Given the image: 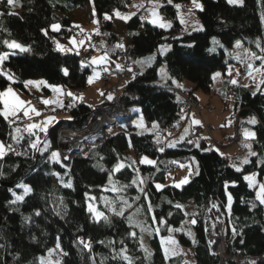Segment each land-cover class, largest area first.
<instances>
[{"label":"trees","instance_id":"trees-1","mask_svg":"<svg viewBox=\"0 0 264 264\" xmlns=\"http://www.w3.org/2000/svg\"><path fill=\"white\" fill-rule=\"evenodd\" d=\"M159 1L160 13L171 23L168 29L138 14L125 28L126 52L139 72L125 83L121 101L128 108L140 107L147 129L141 132L134 125L116 130L97 147L74 155L59 174L64 194L56 190L53 160L59 130L82 128L111 101L104 99L98 105L77 102L67 107L75 103L68 91L87 86L91 66L76 52L59 50L57 41L68 40L78 28L71 15L90 6L104 22L103 51L114 62L123 50L113 30L115 12L128 9L132 0L0 3V55L7 56L0 63V93L10 84L9 77L23 90L25 81L42 78L62 87L68 112L41 139L33 130L11 125L0 115V142L6 146L0 158V264H180L182 255L165 258L162 240L172 234L184 249L192 251L194 264H220L210 253L205 233L204 210L212 200L225 215L228 253L249 264H261L264 205L256 199V187L250 188L244 177L254 174L258 180L264 179V91L254 92L228 78L222 82L220 96L233 95L235 100L237 134L239 117L256 121L249 125L255 134L251 137L255 155L246 164L242 161L237 171L228 154L217 146H210L203 137L192 139L193 123L188 120L179 125L181 98L171 88L190 82L194 89L209 91L212 73H226L233 61L226 47L241 39L256 48L255 41L264 30V0H243L242 6L228 0H199V30L186 29L178 19L177 6L193 0ZM53 22L60 28L54 30ZM213 37L222 46L213 49ZM13 41L27 50L9 48ZM164 44L170 48L161 53ZM150 54H155L151 65L146 62ZM161 64L168 73L162 84L156 82ZM186 90L196 99L192 89ZM42 92L51 94L45 86ZM9 145L15 148L9 150ZM143 156L153 164L141 163ZM187 161L195 162L196 172L181 186L168 184V175ZM118 165L122 167L117 169ZM157 185H161L159 189ZM23 186L31 191L25 193ZM17 196L23 199L17 200ZM89 201L102 214L99 218L88 209ZM72 207L79 213L77 225L60 229L57 219L65 220Z\"/></svg>","mask_w":264,"mask_h":264},{"label":"rangeland","instance_id":"rangeland-1","mask_svg":"<svg viewBox=\"0 0 264 264\" xmlns=\"http://www.w3.org/2000/svg\"><path fill=\"white\" fill-rule=\"evenodd\" d=\"M145 2L146 0H132V3L128 7V9L117 10L115 12V16L113 19L114 20L113 30L118 35L117 43L120 42V44H122L121 38L126 39V37L128 36L125 29L127 24L126 22L135 14H138L140 17L146 18L149 21H152L153 19H157L158 23L156 25H158L159 23H164L165 25H167L166 27H163L165 29H168L171 26L170 21L167 18H165L159 11V4H160L159 0H154L147 5L145 4ZM196 3L201 5L199 0H196ZM187 5L188 7L186 9H183L182 5L178 6L177 9L178 19L186 29L188 28H191L193 30L201 29L202 25L198 18V14H197L198 9L196 8V5L193 3V1H191ZM153 11L157 13L156 17H153L151 15ZM117 12H119L121 16L129 17V19L124 20L119 18L116 15ZM91 14H92V20H91ZM71 20L72 22L74 21L75 23H79L77 25L78 27L77 31L86 32L89 39L87 40L85 39L79 42L78 39L76 38V35L71 34L68 40L57 41V47L59 50L62 51H77L78 53L87 57L88 58L87 61L91 66V72L88 77L87 86L84 89L78 92L75 90H70L68 91V93H71L72 97L83 98L82 100L81 99H75V100L87 102L92 105H98L104 99H108L112 103L118 104L121 100V95L125 83L128 80H130L132 77L112 75L109 77L107 81H104V83L101 81L100 79L101 66L110 63L106 55V52L103 51L104 48L106 49V46L104 44L103 29H102V26L104 24L103 20L96 14V12L90 6L86 7L83 10L81 9L78 10L76 13H73L71 15ZM53 25H59L60 28V24L58 22H53L52 28ZM254 45L256 46V48L250 47L243 40L238 39L232 44L231 47L229 48L226 47V53L228 56H230L233 59V61L228 64L226 73H223V71L221 70H216L212 73V84L209 91L194 89V86H191L192 83L186 82L187 87L192 89L193 93L197 97V99H194V101H196L197 103L196 105H198L199 109L197 110L198 113L196 112V114L195 112H193L194 110H191V113L189 111L184 112L183 116H187L188 118L189 114H192L193 116L195 115L193 117V121L200 122L201 120V122L206 123V125L209 126L208 127L209 132L210 135L212 136V137L211 136L208 137H210L211 139L213 138L214 143L216 144L218 143L217 149H219L220 151L224 150L225 147H226V152H228V154L233 153L236 150L237 152L240 151L239 160L237 161H235L230 155H228L230 156L232 160V164L235 168H241V164H242L241 160H249L250 158L248 157L249 153L254 152L252 148V143H249V140H251V138L245 135L246 131L247 132H250V130L252 131V128L249 125H253L250 121H252L254 118L239 117L240 134H237L235 100L233 98V95L225 96L224 97L225 99H223L220 96L219 92L220 89L222 88V82L226 78L232 81L241 78L242 79L241 84L243 86L251 87L254 90V92H257L258 90L261 89L264 91V84L260 83L261 80H264V75L261 74L264 73V68H261V65L264 64V30L262 35L257 38ZM219 46H222L219 39L217 37H213L212 48L217 49ZM169 48H170L169 44L162 45L160 47V50L162 51L161 53L166 52ZM153 55L155 54L152 55L150 54L146 60V62L150 65L153 64L155 60V56ZM93 61H97V63H93ZM139 64L142 65L143 61L141 60ZM249 65L252 66L251 69L249 68ZM256 69H260V71L258 72L256 71ZM250 71L252 75H249ZM158 75L159 76L156 80L157 83L162 84L168 79V73L165 64H161L158 67ZM90 77L92 78L91 83H89ZM31 80H32L31 82L33 83L28 84L27 86L30 90L29 92L19 88L15 84H11L9 87H7V89L11 88L12 93L14 95H8V97L13 102L17 110L21 109V107L16 106L17 99L19 101H23L24 106L25 105L28 106V109L25 110L28 112V115H25L26 118L28 119H25L24 121L33 120L36 117H39V123L35 125L44 127L46 128L47 131V129L55 122H57V120H59L62 117L68 116L67 109L65 108L66 102L65 99L63 98L65 105L63 104V106H60L59 104H61L63 100H61V98L57 95V92H55V94L51 96L44 94L43 92H38L36 91L37 88L32 87V85L41 84V82L45 83L44 79L38 78ZM30 94L32 95L31 99H30L31 96ZM45 100L50 101V103L44 104L43 101ZM36 101H39V104ZM116 101H118V103ZM27 106H25V108H27ZM30 109H35V111H31ZM210 109H212L213 112H210L209 111ZM97 112L98 111H96V113ZM36 113H39V115H37ZM129 113L132 120L131 122L137 127L139 131L144 132V130L147 129V126L145 125V121L140 111V107L138 105L129 107ZM10 122L14 123L12 120ZM96 122L97 121L95 118V120H93L92 123L95 124ZM31 125H33V123ZM75 130L78 131L77 128L76 129L71 128L69 129V131L68 129H66V127L63 128V130H61L58 134V141L61 140L63 136L68 135L70 133H74ZM114 132L115 131L106 130L104 140L106 139L107 136H109L111 133ZM207 135H208L207 132H203L201 136L204 138ZM72 140L73 141L71 142V144L73 145L77 141V139H72ZM59 144L60 147H66L65 145L61 146L60 141ZM238 145H241V147L238 148ZM162 147L164 148L163 143H162ZM91 148L94 147H88L86 145V149L84 150V153H86ZM9 150L12 149L9 148ZM5 152H6V146H5ZM58 152L56 153L58 154ZM84 153H74L71 156L73 157L76 154H84ZM59 158H60L59 154L57 158H53L57 172L55 177V185H56L57 193L64 194L65 192L63 188L60 186L58 180L59 174H61L64 170V165L62 164ZM145 158L148 161H152L151 158H148L146 156H143L141 161ZM144 164H153V161L152 163L145 162ZM196 169L197 166L193 161H187L185 163H181L178 169H176L175 171L171 172L168 175L167 183L181 186L182 184H184L181 182L185 180L187 182L190 179L192 173L196 172ZM245 176L255 177L256 192L259 191V185L264 184V179L258 180L257 176H255L254 174H246ZM90 206L92 210H90ZM88 209L93 213L95 218L100 217L97 215V213H100V211L98 210L96 204L89 201ZM78 220H79V213L74 207H72L69 216L65 220L57 219V223L60 229H65V228L69 229L75 227L78 223ZM169 240H174L175 244L168 243ZM162 241L165 242L163 243L164 249L168 248L169 250L168 257L182 255L183 257L182 262L183 263L185 262L184 264L193 263L194 257L192 251L184 249L182 247V245L178 240L177 235L172 234L166 236L163 238ZM52 258L54 259V262H58V259L55 258V256H53Z\"/></svg>","mask_w":264,"mask_h":264},{"label":"built area","instance_id":"built-area-1","mask_svg":"<svg viewBox=\"0 0 264 264\" xmlns=\"http://www.w3.org/2000/svg\"><path fill=\"white\" fill-rule=\"evenodd\" d=\"M151 1L153 0H146L145 4L147 5ZM87 36V33H84L83 35H81V33L76 34V38L78 39V41L84 40ZM121 43L122 44H120L119 42V45H122L123 50L120 51L115 62L101 68L100 79L103 83L104 81H107L112 75L133 77L139 72L138 69L133 65L129 55L126 52V39L121 38ZM79 55L82 58L85 57L80 53ZM236 81L238 83H241L242 80L238 78L236 79ZM171 90L181 98L179 125L183 126L187 120V116H183V113L186 111H189L191 113V110H194L193 112H195L196 114V112L198 113L197 110L199 109V107L198 105H196V101H194V99L185 90L183 83H179L177 86L172 87ZM36 102L39 104V101ZM116 102L118 103V101ZM67 107L72 108V105H68ZM128 109V106H126V104L120 100L118 104H114L111 102L97 113L95 112L81 129H77L78 131L75 130L74 133H70V135L74 134L70 140L66 141L63 138L64 136L61 140H59L61 146L65 145L66 147H60L58 141L57 150L59 151L62 158L65 159L66 157H68L70 151L74 148L72 147V149H70V146L72 145L71 142L73 141L72 139H77V141L73 144L76 146L75 153H84L86 145L88 147H96L99 144L103 143L106 130L116 131L130 125L132 120ZM209 111L213 112L212 109H210ZM95 118L97 122L93 124L92 121L95 120ZM31 122L38 123V118L33 119ZM27 123L28 121L25 122V124ZM208 127L209 126L204 122H201L199 125H194L192 127V139L194 141H197L202 138L201 135L203 132H207L208 135L204 138L205 142L210 146H218V143H214L213 138L211 139L210 137H208L211 136ZM66 129H68L69 131V128ZM61 130H63V128H61L59 132ZM37 135L41 138L43 136V133L38 132ZM13 148H15L14 145L10 147V149ZM159 148H163L162 144L159 146ZM204 222L209 250L212 255L216 256L220 260V264H249L242 261L236 254L230 255L228 253L225 215L223 210L219 207L218 203L215 200H212L206 206L204 210ZM231 236L233 237L234 235ZM184 263L181 262V264ZM260 263L264 264V251L260 255ZM192 264H194V261Z\"/></svg>","mask_w":264,"mask_h":264},{"label":"snow or ice","instance_id":"snow-or-ice-1","mask_svg":"<svg viewBox=\"0 0 264 264\" xmlns=\"http://www.w3.org/2000/svg\"><path fill=\"white\" fill-rule=\"evenodd\" d=\"M4 2H5V0H0V3H4ZM169 2H171V0H169ZM6 3H7L8 5H14V4L16 3V0H6ZM193 3L196 5V7L202 9V6L199 5V4H197V3H196V0H193ZM228 3H229V4H238V5H241V6H242V5H243V0H228ZM177 7H178V6H177ZM9 14H12V13L10 12ZM0 15H3V13H0ZM116 15H117L119 18L124 19V20L129 19V17H127V16H121L119 12H117ZM151 15H152L153 17H156V16H157V13H156L155 11H153V12L151 13ZM106 18H107V17H106ZM150 22L153 23V24H157V23H158V20H157V19H153V20L150 21ZM158 26H159V27H166L167 25H165L164 23H159ZM58 28H59V25H53V29H54V30H55V29H58ZM5 43H7V42H5ZM258 46H259V45H258ZM8 47H9V48H14V49H19L20 51H26V50H27V49H25L22 45L16 43L15 41H13V42H11V43H8ZM121 47H122V45H121ZM5 59H7V56H6V55H0V63H3V61H4ZM93 63H97V61H93ZM251 67H252V66L249 65V68H250V69H251ZM261 68H264V64L261 65ZM256 71L259 72L260 69H256ZM0 74H3V73L0 72ZM229 74H230V73H229ZM261 74L264 75V73H261ZM65 75H67V71H66V70H65ZM97 75H98V74H97ZM249 75H252L251 71L249 72ZM9 79H11V77H9ZM91 82H92V78L90 77V78H89V83H91ZM31 83H33V82H31V81L27 82V84H31ZM41 83H42V82H41ZM232 83L235 84L236 81L233 80ZM260 83H261V84H264V80H261ZM27 84H26V86H27ZM54 91L59 92L60 90H59V89H54ZM8 95H14V94L12 93V89H11V88H8L7 91L4 92V93H0V97H5V96H8ZM68 95L71 96L72 94H71V93H68ZM73 99H74V100H75V99H81V100H82L83 98H82V97H73ZM43 103H44V104H48V103H50V101L45 100V101H43ZM23 104H24L23 101H19L18 99L16 100V106H17V107H22ZM7 109H8V105H7V101H5V111L0 112V115H3L5 119H7L9 115H15V112H16V110H17L16 107L12 108L11 112L8 111ZM30 110H31V111H35V109H30ZM24 114H25V115H28V112L25 111ZM36 114L39 115V113H36ZM193 122H194V123H197V124L199 123V121H193ZM250 122H251L252 124H255V123H256L255 119H253V120L250 121ZM34 128H40L41 131H46V128L41 127V126H38V125H35V124L30 125L28 130L31 131V130L34 129ZM17 131H19V129H17ZM245 135L248 136V137H254L255 134L246 131V132H245ZM35 146H36L35 144L32 145V147H35ZM10 147H11V146L9 145V148H10ZM251 154H252V155H255V153H251ZM4 155H5V146H4L2 143H0V158H2ZM57 157H58V154H57V153H53V158H57ZM145 162H147V163H152V161H148L146 158L143 159V160L141 161V163H145ZM243 163L246 164V163H248V161H247V160H244ZM119 167H122V165H118V166H117V169H119ZM236 170H237V171H240V168H237ZM244 179L248 182V185H249L250 188L256 186V179H255L254 176H245ZM185 182H186V180H185V181H182L181 183H185ZM69 186H70V185H69ZM177 186H179V185H177ZM23 187H24V191H25V193H28V192L31 191V189L28 188L27 186H23ZM156 187L159 189V188H160V185H157ZM16 199H17V200H22L23 197H21V196H17ZM228 199H229V204H231V199H232L231 196H229ZM256 199L259 200L260 204L264 205V184H260V185H259V191L256 192ZM177 207H179V205H177ZM90 210H92V209H91V206H90ZM117 214H118V215H122L123 212L121 211L120 213H117ZM37 215H39V213H37ZM97 215L100 216V215H102V214H101V213H97ZM192 223L194 224V223H195V220H193ZM81 243H84V242L81 241ZM163 243H165V242L162 241V244H163ZM168 243L175 244V241H174V240H169ZM84 246H85L86 248H90V245H89V244H84ZM59 247H60V246H59V243H57V248H59ZM122 251H126V250H122ZM164 253H165V258L167 259V258H168V255H169V250H168V248H165V249H164ZM123 258H124L125 260H129V257H127L126 255H125Z\"/></svg>","mask_w":264,"mask_h":264},{"label":"crops","instance_id":"crops-1","mask_svg":"<svg viewBox=\"0 0 264 264\" xmlns=\"http://www.w3.org/2000/svg\"><path fill=\"white\" fill-rule=\"evenodd\" d=\"M190 3V2H189ZM188 3V4H189ZM197 9H199L198 7H196ZM78 10H80V9H78ZM78 10H76L74 13H76ZM81 10H83V9H81ZM72 22V21H71ZM128 22V21H127ZM126 22V23H127ZM74 25H78L79 23H75L74 21L72 22ZM125 23V24H126ZM29 81H32V80H27V81H25V83H24V86H25V90L26 91H30L29 90V88L27 87L28 86V84H27V82H29ZM11 84H14V79H10V84L8 85V87L11 85ZM26 84H27V86H26ZM185 86H186V88H188L187 87V85H186V83H183ZM43 86H45V87H48L50 90H51V96H53L54 94H55V92H57V91H54V89H59L60 91L59 92H57V95L61 98V100H63V98H64V95H65V92H64V90L62 89V87H60V86H52V85H49L46 81H45V83H41V84H37V85H32V87L33 88H37V90L36 91H38V92H42V87ZM191 86H193L192 84H191ZM7 91V88L3 91V93L4 92H6ZM31 95V94H30ZM195 95V94H194ZM31 97H32V95L30 96V99H31ZM196 97V96H195ZM30 99H29V101H30ZM196 99H197V97H196ZM5 101H7V105H8V111H10L11 112V110H12V108H14L15 106H14V104H13V102L10 100V98L8 97V96H5V97H2V103H3V110H2V112L3 111H5ZM79 102H82V101H79ZM63 104H64V100L62 101V103L61 104H59L60 106H63ZM25 106H27V105H25ZM25 106H24V104H23V106L21 107V109L20 110H16V112H15V115H9L8 116V120H9V122L12 120L13 122H15V123H19L20 121H22V120H25V119H28V118H26V116H25V114H24V111L25 110H27L28 109V106H27V108H25ZM25 108V109H24ZM17 109V108H16ZM195 116V115H194ZM192 114L190 115V118H189V121L191 122V123H193V124H196V123H194L193 122V117H194ZM28 128H29V126H28ZM237 128V127H236ZM250 132L251 133H253V131H251L250 130ZM251 138V137H250ZM237 139H238V136H237ZM236 141H238V140H236ZM249 143H251V140H249ZM233 144V143H232ZM241 147V145H238V148H240ZM237 148V149H238ZM242 150V149H241ZM222 152H224V153H226V154H228V152H226V147L224 148V150H222ZM251 153H254V152H250L249 153V155H248V157H250L252 154ZM239 154H240V151H238L237 152V150L236 151H234L233 153H230V154H228V155H230L235 161H237V160H239ZM60 159V161L62 162V160H61V158H59ZM233 160V161H234ZM241 161H244V160H241ZM62 164H63V162H62Z\"/></svg>","mask_w":264,"mask_h":264},{"label":"bare ground","instance_id":"bare-ground-1","mask_svg":"<svg viewBox=\"0 0 264 264\" xmlns=\"http://www.w3.org/2000/svg\"><path fill=\"white\" fill-rule=\"evenodd\" d=\"M76 34H79V33H81V35H83L84 33H86V32H78L77 31V29H76ZM86 40L87 39H89V37L87 36L86 38H85ZM84 39V40H85ZM80 42V41H79ZM136 67V66H135ZM137 68V67H136ZM123 102V101H122ZM123 103H125V102H123ZM127 106V105H126ZM129 110V109H128ZM73 135L74 134H72V135H70V134H68L67 136H64L63 138L67 141V140H70L72 137H73ZM77 144V143H76ZM72 147H74L73 149H75L76 150V146L75 145H71V148L70 149H72Z\"/></svg>","mask_w":264,"mask_h":264},{"label":"water","instance_id":"water-1","mask_svg":"<svg viewBox=\"0 0 264 264\" xmlns=\"http://www.w3.org/2000/svg\"><path fill=\"white\" fill-rule=\"evenodd\" d=\"M75 152H76L75 149H72V150L70 151L69 156L66 157V158L64 159V163H65V164L68 165V164L70 163V157H71V155L74 154Z\"/></svg>","mask_w":264,"mask_h":264}]
</instances>
